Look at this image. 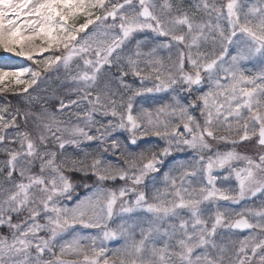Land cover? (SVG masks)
<instances>
[{
  "label": "snow or ice",
  "instance_id": "obj_1",
  "mask_svg": "<svg viewBox=\"0 0 264 264\" xmlns=\"http://www.w3.org/2000/svg\"><path fill=\"white\" fill-rule=\"evenodd\" d=\"M81 17L84 22L78 24ZM90 25L93 29L87 33ZM146 30L170 39L148 51H143L146 39H137L134 51L122 56L118 50ZM173 42L183 48L166 65L158 49H170ZM209 42L212 53L202 51ZM217 43L222 49L219 55L215 54ZM228 45L236 53L225 67ZM0 49L30 60L32 53H53L35 61L36 70L0 69V93L25 94L29 105L24 110L13 109L9 103L0 105V153L7 157L0 161L4 177L0 227L8 229V234H0V264H252L254 259L264 264V204L237 211L220 203L238 204L249 194L264 192V71L250 77L241 67V61L257 56L264 60V0L248 6L243 0H195L188 9L183 0H0ZM125 59L126 64L122 63ZM105 66L109 72L117 69L120 75L114 78L132 91L131 96L125 98L111 87ZM61 69L71 85L68 91L77 99L65 102L58 97L55 111L44 105L33 111L36 98L29 88L37 85L42 72ZM216 69L228 83H221ZM129 72L142 82L152 79L154 87L131 89L123 79ZM202 72L214 81L216 91L182 103L177 89L193 93L202 83ZM25 73L30 79L22 78ZM101 80L105 81L102 86ZM145 91H172L173 102L154 111H137L133 96ZM85 102L87 107L82 108ZM196 107L204 118L202 124L190 111ZM71 108L77 111L63 118ZM97 114L110 118L104 123L95 118ZM181 125L183 132L178 130ZM118 131L128 133L131 144L137 143L138 136L154 135L165 140L166 146L159 156L153 153L148 158L141 153L137 159L125 155L126 148L113 135ZM253 138H257L253 147L262 149L258 159L236 150ZM210 139L232 147L213 151ZM83 141H98L101 148L96 153L84 152L82 158L65 154L66 146L80 148ZM185 147L193 151V158L165 172V187L157 189L151 200L140 192L132 206H125L123 198L134 188L105 187V181L117 178L138 185L148 172L158 171L162 157ZM107 152L123 156V165L106 161L103 153ZM238 161L244 165L235 166ZM37 166L39 171L33 172ZM218 170L226 174L215 175ZM69 171L96 178L92 192L72 206L61 202L71 200L75 190L66 175ZM232 177L236 188L218 186V181ZM118 201L122 202L119 213L115 210ZM137 209L150 218L132 223L121 220L116 227L110 226L115 216ZM14 216L23 218L13 222ZM75 225L95 228L98 233L73 232L70 239L58 242ZM221 229L229 234L225 236ZM245 229L254 231L243 239L233 238L232 230ZM117 237L124 244L110 261L105 243ZM68 256L73 259H65Z\"/></svg>",
  "mask_w": 264,
  "mask_h": 264
},
{
  "label": "rangeland",
  "instance_id": "obj_2",
  "mask_svg": "<svg viewBox=\"0 0 264 264\" xmlns=\"http://www.w3.org/2000/svg\"><path fill=\"white\" fill-rule=\"evenodd\" d=\"M122 2V0H120ZM163 0H157V3H162ZM173 3L176 2V0H172ZM219 2V0H218ZM244 4L246 6L248 5H258L259 0H243ZM195 3V0H183V6L185 9H188L192 4ZM84 18L81 17L80 20L77 22L83 23ZM109 23H111V19L109 18ZM223 26L227 30V22L223 21ZM21 26H23V18H21ZM93 29V26L90 25L89 28L86 30L87 33H91ZM118 31V30H117ZM27 34V33H26ZM80 36H84L85 33H80ZM145 40L146 43L143 47V51H148L154 44L161 43V42H167L170 38L169 37H162V36H157L156 34L152 33L151 31L146 30L145 32L142 33H137L135 34V37L132 41H130L128 44H126L122 50H118L121 52L122 56H127L130 53V50L134 51V45H135V40ZM38 43V42H37ZM183 48V45L180 46V48H177L175 46V43L173 42V46L170 49H158V54L162 57L164 60V63L167 65L171 63L172 61H175L178 58L179 55V50ZM185 52H187V49H184ZM195 51V50H193ZM202 51L207 52V53H212L213 51V45L209 42L207 45L202 47ZM220 51H222L219 43L215 45V54L219 55ZM3 55L0 54V69H9V70H17L21 68H30L33 70L37 69V63L35 61H40L44 59L45 57L52 55V52H44L43 54L39 53H32L33 59H28L27 56H17L13 52L9 51H3ZM236 53V48L233 45H228L227 46V52L225 53L224 56V66L227 67L230 62H231V57L235 55ZM59 54V53H56ZM169 57H171V61L169 60ZM115 58V54L113 56V59ZM77 63H82L81 61H77ZM122 63L126 64V59L122 61ZM75 67V65H73ZM141 67H144L143 63H141ZM241 67L244 70V74L246 76L250 77H255L258 76L262 71H264V60H261L259 56L241 61ZM186 70H189L186 65ZM105 74L106 78L111 79V87L113 89H118L121 93L125 95V98L127 96L132 95V91L126 90L123 88L120 84V81L118 79H115L114 77H118L120 73L117 71L116 68H112L111 71L109 72L107 66H105ZM217 72H219V76L221 77V83H228L229 81L222 79L224 76V73L220 71L219 69H216ZM202 75V83L199 86H195V91L193 93L189 94L187 92H180L179 89H177V97L180 99V101L184 104H188L191 100H195L196 96L198 94H203L206 92H209L210 90L215 92L216 91V86L214 81H210L207 77L206 73H201ZM65 72L63 69H61L59 72H48V73H43L41 77L38 79L40 80L42 77L45 80H49L52 78H57L59 79V85L57 86L56 90L58 91L59 98H63L65 102H67L69 99L75 100L77 97L75 94L71 93L68 91L69 87L71 86L69 82L65 79ZM23 79H30L27 73L24 74L22 77ZM124 84L130 85L131 89H140V88H153L154 87V81L152 79H145L143 82L141 81V78L138 76H135L131 74V72L128 73L124 78ZM104 80H101V86L104 84ZM8 93H0V97L5 98ZM54 95V94H53ZM172 96L173 92L168 91V92H142L140 95L133 96V105L135 110L139 111L141 109H149L154 111L156 108H158L160 105L164 103H172ZM211 99V98H210ZM222 99V98H220ZM59 99L56 100L55 107L52 109L55 111L56 107L58 106ZM196 103L202 107V101L197 100ZM1 104V103H0ZM11 108H16L14 105H10ZM82 108L87 107V103L85 102L82 106ZM200 107L196 108H190L191 113L201 122L203 123V117L201 116L200 113ZM77 109L71 108L66 110V112L63 114V118H67L70 112H75ZM95 118L97 120H100L104 123H107V119L105 117H102L100 115H95ZM73 122H76V118L73 117ZM20 130H24V124L23 121H20ZM31 131V128L29 127L28 129ZM180 132H183V126L181 125L180 128L178 129ZM8 131H14V130H8ZM92 134H95V128L92 129ZM225 133L220 132L218 135H224ZM114 137L118 138L121 141V144L126 148V153L125 155H132L135 156L137 159H139V156L141 153H144V155L148 158L151 157L153 153H155L157 156H159L160 151L162 148L166 146L165 140L161 139L160 137L154 136V135H148V136H138L137 137V143L136 144H131L129 142V134L123 131H118L113 134ZM257 138H253L251 141L247 142H242L237 146V151L247 154L249 156H252L254 159H258V154L262 149H260L258 146L253 147L255 145ZM96 144L98 145V148L100 146L98 141H83L81 143L80 148H75L73 146H66L65 151H69L68 149H73V151L70 150V154L73 155L74 150L76 151H82L84 152H89L90 148L88 147L89 144ZM209 143L212 145L213 151L219 149L220 151H226L230 149L232 146L226 142L222 141H216V140H209ZM14 147H18V145H13ZM51 147V145H50ZM104 159L106 161L110 160L113 163H117L120 165H123V156L117 154H114L112 152H107L103 153ZM194 156V153L191 149L188 148H180V149H174L171 151V154L165 157H162V163L158 165V171L155 172H148L146 175L143 176L142 178V183L138 185H132L131 181H128L127 184L125 181H122L120 179H116L114 181H105V187L113 188L118 190L121 187H132L135 190L134 191H129L127 192L126 196L123 198V201L126 202L125 206H132L136 200L137 195L140 192H145L146 196L148 197L149 200H151L152 196L155 194L157 189L163 190L165 187V181H164V173L169 171L170 169L175 168L180 162H185V161H190ZM7 159L6 155L3 153H0V161H5ZM145 163L147 160L144 161ZM244 165V162L238 161L235 162V166L242 167ZM33 172H38L39 168L38 166L32 169ZM215 175H218L220 177H223L226 174L225 170H218L214 173ZM66 175H68L71 179V181L76 184L75 181L72 180V176L69 174V172H66ZM92 181L84 190L80 191L78 190L77 186L75 185V190L71 193V200L67 198L62 199V203L66 204L68 206L74 205L79 199L84 198L85 196L89 195L93 188L95 187L96 184V178L94 175ZM14 178L19 180L18 174L14 173ZM89 179V176H87ZM92 178V177H91ZM4 177L0 176V182H3ZM231 186L232 188H236V180L234 177L229 179L228 181H218V186ZM221 206L222 207H229L236 209L239 211L242 208H256L258 209L262 204H264V192H258L255 196L248 195L246 196L243 200H241L238 204H233L230 202H223L221 201ZM122 206V202L118 201L117 205L115 206V210L119 213L120 207ZM209 208H211V205H208ZM23 217L17 218L13 217V222H17L18 219H22ZM150 218L149 214L137 209L133 211L132 213H122L113 218L112 221L109 222L111 227H116L121 220L126 221L128 223H132L134 221H140L144 219ZM41 223H43V220H40ZM254 222V221H253ZM137 238H139V231L138 229L135 230ZM224 233L225 236H227L228 230H223L221 229ZM252 231L254 230H246V231H234L232 230V236L234 239H243L245 236H248ZM258 231V230H255ZM73 232H80L82 235H97L98 230L95 228H83L80 225H75L73 229H70L69 232L65 233L62 237L58 238V242H61L63 240H68L71 238V235ZM0 234H8V229L7 227H0ZM41 236H47V233L41 232L39 233ZM219 240V237H217ZM124 240L121 237H117L115 239L109 240L105 243L106 248L108 249V257L110 261H113L116 259L115 256L112 255V253L116 250L119 249L123 246ZM231 247V246H230ZM200 251V250H198ZM33 252L35 250L33 249ZM250 254V253H249ZM65 259H73V257L68 256L65 257ZM252 264H258V260L254 259Z\"/></svg>",
  "mask_w": 264,
  "mask_h": 264
},
{
  "label": "trees",
  "instance_id": "obj_3",
  "mask_svg": "<svg viewBox=\"0 0 264 264\" xmlns=\"http://www.w3.org/2000/svg\"><path fill=\"white\" fill-rule=\"evenodd\" d=\"M4 49H0V54L3 55ZM59 85V79L52 78L49 80L43 79V77L38 80L37 85H33L31 88H29L28 92L31 94L32 97H35L36 99L33 100L31 104V108L33 111H40L41 105H44L48 107L49 109H53L56 104V100L58 99V91L56 90L57 86ZM54 94V95H53ZM28 99V96L25 94H10L8 93L5 98L0 97V105H3L5 103H9L10 105H14L15 107L19 106L22 110L27 109L29 105L26 103V100ZM31 128V126H29ZM88 147L90 148L91 153H96L98 148V145L96 144H89ZM69 151H65V154L68 156H74V157H83L82 151H76L74 150L73 155L70 154L73 151V149H68ZM68 173V172H67ZM69 174L72 176V180L76 182V186L78 190L82 191L84 190L85 185H89L93 179V176L91 173L85 175L82 172L79 171H69ZM89 176V179L87 178ZM92 177V178H91Z\"/></svg>",
  "mask_w": 264,
  "mask_h": 264
},
{
  "label": "water",
  "instance_id": "obj_4",
  "mask_svg": "<svg viewBox=\"0 0 264 264\" xmlns=\"http://www.w3.org/2000/svg\"><path fill=\"white\" fill-rule=\"evenodd\" d=\"M245 230H249V229H245ZM245 230H234V231H245Z\"/></svg>",
  "mask_w": 264,
  "mask_h": 264
}]
</instances>
